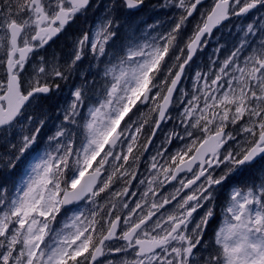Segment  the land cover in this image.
Here are the masks:
<instances>
[{"label":"snow or ice","instance_id":"1","mask_svg":"<svg viewBox=\"0 0 264 264\" xmlns=\"http://www.w3.org/2000/svg\"><path fill=\"white\" fill-rule=\"evenodd\" d=\"M145 3L106 0L61 63L40 52L93 0H0V264H264V0H159L157 10L171 13L163 32L160 20L142 28L131 19ZM249 15L234 25L240 34L227 55L217 47L195 90L182 91L214 30ZM88 57L42 140L43 102ZM174 120L151 156L154 174L139 181L146 190L131 204L121 199L136 195L140 157ZM245 172L253 179L231 187L210 249L216 194Z\"/></svg>","mask_w":264,"mask_h":264},{"label":"rangeland","instance_id":"2","mask_svg":"<svg viewBox=\"0 0 264 264\" xmlns=\"http://www.w3.org/2000/svg\"><path fill=\"white\" fill-rule=\"evenodd\" d=\"M101 3L100 7H96L97 3ZM106 2V0H93V7L89 9V11L94 12L96 14V16L94 17L93 20L86 22V25L84 26L85 28H83L82 23L83 20L86 18L87 14L83 15V16H79L76 18L75 22L72 23L67 30L61 34V36L57 39H54V42L50 43V46H46L44 50H42L40 52V55L45 56L46 58H50L53 56H58L60 57V62L64 63L67 58H68V53L71 49V40L74 39L76 36L81 34L82 30H88L90 27H94V23L95 21L98 19V17L101 16V14L103 13V6L102 3ZM159 4V0H146V5L142 8L143 10L141 12H139L138 14L134 15L135 16V20L136 21H143L145 22L144 24L141 25V27H146L147 24H153L155 23L157 20H160L162 22V26L158 27L156 31L158 32H163L165 30V28L167 27V21L169 19V16L171 15L170 12L166 11L165 15H160L158 14L155 18L150 19L147 16L146 12H150L153 13L151 11V8L157 9L155 6H157ZM155 14V13H153ZM134 16H132L133 20H134ZM251 15H249V17L245 20V19H236L234 18L230 23H228V25L226 27H224L223 30H221L219 32V36L222 37H226L227 35L232 36V46L234 43H236L237 39H238V35L240 34V29L239 27H234V25H243L245 23H247L248 21L251 20ZM191 28V25H189V29ZM153 36L156 35V32H152L151 33ZM213 41V38L210 39V42ZM226 43L223 44L221 50L219 53L216 54V56H218L221 60L227 55V52L229 49L232 48L229 47L228 50L224 51V47H225ZM220 45H217V47H219ZM209 48H212V51L209 50ZM214 47V44H208V46L206 48H204L202 51H200L199 53H197V58L192 62L190 67L186 68V75L183 78V83L180 86L182 91L184 92H190V91H194L195 90V73L198 71H206L207 68L206 66L209 64V60L210 58L215 59L216 57L213 56L214 50L216 49ZM90 57L86 58L82 64L79 65V68L77 69V73L73 74L69 80L71 81H76V84L80 83V77H79V72L86 70L88 68L89 65V61H90ZM68 80V81H69ZM60 83H64V82H60ZM202 83V82H201ZM72 87V85L70 86ZM70 92V90H69ZM69 92L68 95L66 97H64L65 102L64 104L70 99L69 97ZM57 94L58 98H60V96L64 93L63 89L60 88L59 92H54ZM190 98V97H189ZM63 104V105H64ZM58 109H59V105L56 111V115H50L48 114L46 119L48 121L45 131L42 134L41 139L45 140L46 137L48 135L51 134V131L54 130V125L59 123V120L57 119L58 116ZM178 111L182 112V108L177 104L175 106V108L172 110V116L176 117L178 115ZM141 113L144 114V116L149 120V122H151V120L153 119V116L149 113V109L148 108H141ZM176 123V121L174 120L171 123H166L163 124L161 127V130L158 131L156 138L154 139L153 145L148 149V151H146L139 160L138 166H137V178L135 180H132L131 185H130V191L136 193L135 196H130V197H122L121 199H127L128 202L131 204V202L133 200L139 199L140 194L146 190L147 188V184H140L139 181L140 180H146L148 178H150L155 170H152L150 168V163H151V156L156 155L157 149L159 148L160 144L162 143V141L164 140V137L166 135L167 132H169L170 130L173 129L174 124ZM229 129L226 128V131H228ZM148 131V126L146 125L145 127V134H147ZM233 131H234V127H233ZM179 141H173V143L168 147L169 152H174L176 150L177 147H179ZM158 160H160V157H157ZM161 163H163V160H160ZM17 167H20V165H17ZM20 169H16V173L12 174L9 182H8V186L11 188L13 182H18L19 180V172ZM249 174L248 172H245L243 174L240 175H247ZM240 175H236V176H240ZM181 176L187 177V178H191L192 174L190 173H185ZM236 176H233L232 178H230L226 184L223 186L222 189H220L217 192V199L215 201V216L217 215V213L223 214V208L226 204V201L228 200V196L231 190L232 186H236L235 184H233L232 180L236 178ZM161 179H163V177H161ZM250 183V182H248ZM172 185H174L175 187H179L180 185L177 182L172 183ZM123 186L122 182L116 184L113 188L114 191H119L121 189V187ZM164 191L165 195H168L169 193H172L174 191V188L170 185H164V188L162 189ZM188 192V191H187ZM187 192H183L181 193V195H184ZM151 196V193L149 194ZM177 199H179V197H177ZM176 203V201H173V205ZM80 208L82 210L85 211V213H87L88 208L85 204L81 203ZM68 215H71V213H68ZM214 216V218L209 222V226L207 228V231L205 233L204 236V240L209 242V247L211 249V242L214 239V226H213V222L214 219H216ZM219 216V215H218ZM196 219H198V215L196 214L194 216ZM65 219V215L62 212L60 216L57 217V224H54L53 227H59L63 221ZM223 219V215L221 216L220 219V223L222 222ZM191 227V225H190Z\"/></svg>","mask_w":264,"mask_h":264},{"label":"trees","instance_id":"3","mask_svg":"<svg viewBox=\"0 0 264 264\" xmlns=\"http://www.w3.org/2000/svg\"><path fill=\"white\" fill-rule=\"evenodd\" d=\"M145 5H146V3H145ZM141 11H139V12H141ZM151 11L153 13H155V14L150 13V12H146L147 16L150 19L155 18L158 14L165 15V12H166L164 10H157V9H154V8H151ZM86 14H87L86 18L83 20V22H81L83 28H85L84 26L86 25V22L93 20L94 17L96 16V14L94 12H91V11H88ZM134 15H136V14H134ZM131 19H133V18L131 17ZM134 20H135V16H134ZM73 84H76V81L74 82V81L69 80L66 83L65 82L61 83V88L63 89L64 93L60 96V98H58L56 93H53L51 96H49V98L46 101L43 102L42 107H43V109H45L47 111V115L48 114L56 115V111H57L58 105L60 107L61 105L64 104V102H65L64 97H66L68 95L69 90H71L70 86L73 85ZM40 111H41L40 108H37L35 110L36 113H39ZM17 169H20V167H17ZM4 177H5V174L4 173H0V180H3ZM10 177H11V175L7 177V182H9ZM252 179H253V175L251 173H249L247 175L236 176V178L233 180L234 181L233 184H235V185H237L239 187L242 186L241 188H244V186L249 184L248 182H251ZM222 215L223 214H220V211H219V213H217V215L215 216L216 219H214V222L212 223L213 226H214V232L216 231L218 225L220 224V219H221Z\"/></svg>","mask_w":264,"mask_h":264},{"label":"flooded vegetation","instance_id":"4","mask_svg":"<svg viewBox=\"0 0 264 264\" xmlns=\"http://www.w3.org/2000/svg\"><path fill=\"white\" fill-rule=\"evenodd\" d=\"M219 32L220 31H216L214 34H213V37H211L210 39H212L213 38V41H211V42H209V44H211V43H213V44H217V39H218V34H219ZM211 50H212V48H210ZM188 191V190H187ZM186 190H184V192H187ZM196 214H194V216H195Z\"/></svg>","mask_w":264,"mask_h":264},{"label":"water","instance_id":"5","mask_svg":"<svg viewBox=\"0 0 264 264\" xmlns=\"http://www.w3.org/2000/svg\"><path fill=\"white\" fill-rule=\"evenodd\" d=\"M173 182V181H172Z\"/></svg>","mask_w":264,"mask_h":264}]
</instances>
